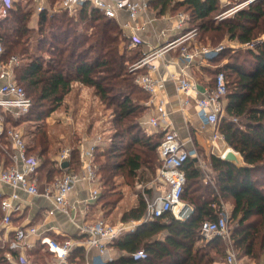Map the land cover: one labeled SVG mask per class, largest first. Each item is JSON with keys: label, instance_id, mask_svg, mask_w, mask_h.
<instances>
[{"label": "trees", "instance_id": "trees-1", "mask_svg": "<svg viewBox=\"0 0 264 264\" xmlns=\"http://www.w3.org/2000/svg\"><path fill=\"white\" fill-rule=\"evenodd\" d=\"M28 4L13 0L6 17L0 20L3 47L0 61L6 62L13 55L20 59L15 68L16 82L23 88L25 85L32 100L23 116L33 115L35 119L48 116L62 104L72 80L93 87L102 102L114 106L115 130L93 155L101 181V201L115 192L114 185L110 187L113 178L120 175L123 179H136L138 171L155 174L157 146L164 133L146 134L142 129L141 101L149 94L140 87L144 96L132 97L133 90L138 88L134 80L141 69L126 70L129 60L124 51H117L125 37L115 21L88 3L82 4L76 18L64 9L52 13L43 10L38 18L39 31L42 33L47 26L51 38L40 35L35 51L29 43L32 28L28 26L31 14ZM148 4L159 11L170 7L188 12L189 27L198 31L195 39L200 44L217 46L225 35L240 43L242 48L234 53L231 48H223L208 59L229 57L213 72L210 88L214 87L215 75L222 72L226 94L217 130L225 143L240 154L246 167H237L210 154L207 160L213 183H203L197 160L189 155L181 166L186 181L180 197L193 206L190 217L180 221L165 212L139 226L115 243L128 254L106 264H224V259L220 262L216 257L223 254L219 247L221 236L205 240L200 235L201 223L219 216L220 197L232 200L229 221H234V225L229 238L237 249L236 256L258 261L264 253V38L260 37L264 33V0H250L233 15L220 20L213 17L219 10V0H149ZM73 24L81 27L79 33L73 31ZM41 50H46L50 57L45 58ZM53 50L58 57H54ZM139 55L137 51L131 61L134 63ZM33 106L37 107L35 111ZM198 151L203 154L200 148ZM73 153L71 158H76L77 151L75 157ZM52 170L61 169L56 166L47 170V177ZM106 202L110 201L105 199L102 206ZM144 211L145 200L140 196L138 205L125 210L121 219H139ZM159 233L163 238L155 239ZM12 242L13 239L6 249L16 255ZM141 248L147 256L132 258L131 254ZM212 249L215 255L211 254ZM3 252L0 249V264H7ZM37 256L43 258L45 254Z\"/></svg>", "mask_w": 264, "mask_h": 264}, {"label": "crops", "instance_id": "crops-1", "mask_svg": "<svg viewBox=\"0 0 264 264\" xmlns=\"http://www.w3.org/2000/svg\"><path fill=\"white\" fill-rule=\"evenodd\" d=\"M14 1H20L22 4L29 3L28 5L31 7V14L28 25H31L30 28H34L35 25L38 24L39 14L43 10L52 13L64 9L60 6V0H56L53 3H49L48 0ZM148 1L149 0H147V2ZM88 4L93 8L90 3ZM38 5L43 8L38 10ZM54 5L57 6L53 7ZM81 8L82 5H79V7L73 12H69L66 9L64 10H66L68 15L71 16V14H77L78 10ZM180 17H184L183 23L179 22ZM112 19L120 28L121 34L128 38L130 46L138 48L140 55L137 60L144 54L149 53L166 43L174 41L171 47L164 49L159 55L152 59V62L156 65V71L153 75L160 79L161 85L154 93L148 92L149 95L147 98L141 101V104L144 107L141 117V125L146 134L157 132L163 133V129L160 125L152 127L148 122V119L151 116L157 114V105L163 103L169 111L170 129L174 130L178 134L180 140L185 142L187 149L193 150L191 155L196 158L197 166L200 169L205 161L201 160L199 151L197 152L198 148H200L204 154H207L206 156H209L210 154L219 156L218 153L220 154L227 144L218 133L216 124L204 125L200 121L197 114V98L199 94L194 91L185 93L176 87L175 78L180 76L186 77L195 82L196 87L200 91L210 88L208 87L210 77L206 76L204 72V66L208 64V58L202 54H195L191 60H187L184 59L181 54L184 48L188 51H193L198 45H202L196 41L194 36L191 37L189 34L185 35L190 30L189 20L186 17L185 12L182 10H173L170 7L166 10L159 11V9L153 8L148 4L147 9L140 12L134 18L129 17L126 11L119 10L117 11L116 17ZM132 37L138 38L139 42L131 43ZM44 47L46 48V46ZM47 54L49 53L47 52ZM15 57L16 61L11 64L10 70L12 78L16 81L14 70L20 64V59L17 56ZM9 59L10 57L6 62L0 61V65L6 64ZM136 69H141V72H139L140 74L146 73L149 70L146 65L140 66ZM1 81L2 80L0 79V82ZM86 87L88 86L79 84V81L77 80H72L69 91L63 97L62 104L46 116V120L52 122L50 125H55L60 123L64 124V120L66 121L67 119L66 123L68 124L71 122V128H73L76 133H79L78 143H74L75 146L73 147L77 148V157L71 158L73 152L72 148L70 149V154L67 160H61L59 158L60 154L55 158V166L61 169L58 173L63 175L64 173L71 171L83 176V174L86 175L88 173L87 165L92 164L95 171V178L90 180L87 177H83L76 181L68 194L65 210L54 209L52 213H49V210L53 208V194L55 190L53 184L58 177L54 176L49 179L44 178V180L43 178H39V161L37 171L34 175L38 187V193L31 195L24 191L17 190L21 199V209L18 213L13 215L12 220L8 225H5L2 222V212L0 211V249H3L4 251L2 254L7 261V264H106L112 260H117L124 254H128L125 250H121L116 246L115 243L118 239L128 233L135 232L139 226L151 221L145 219V211L139 219H129L124 221L121 219V215L125 210L136 207L138 205L139 197L142 196L144 198L143 193L151 195L156 192L157 180L155 176L158 171V164L155 176L148 185H144L140 189L136 187L134 190L128 189L127 186H124L123 188L120 187L119 190L122 191V194L114 201L113 207L104 210L105 207L101 204L102 187L100 176L97 172V164L93 162V155L95 149L98 148V145L106 144L110 140L109 135L107 134L111 131H108V129H102L101 126L104 125V121L100 116V110H98L101 100L95 91H92V97L88 95L89 91ZM185 101L187 102L185 103ZM224 102L225 99H223V103ZM61 107L65 108L67 111L66 113L64 112L65 115L63 116L60 113ZM4 111L5 110L0 108V116ZM14 112L16 113L17 110L9 111V113ZM77 119H79V121ZM3 122L6 129L18 131L15 124L10 126L8 124L9 121L7 120L5 123L4 119ZM99 126L101 129H99ZM68 144L70 145V141ZM93 144L94 149L91 157H82V153ZM0 146V149L2 150L0 156L1 171L12 163V147L10 139L5 135L0 136ZM27 151H30L28 146ZM68 162L70 164L69 166H67ZM73 164L76 165L74 169L71 168ZM202 179L205 183H213L212 176L210 179L211 181L204 180V174ZM93 189H98V195L96 198H93L91 195ZM11 190L10 187L0 184L2 195L6 196L10 194ZM221 206L230 214L232 200L226 201V203ZM103 214H106L107 216L105 217ZM111 216L114 218L110 219ZM172 216L174 217L173 214ZM99 218L105 219L113 225L121 223L124 226L117 237L107 243L106 251L102 256H100L101 254L97 247H89L83 242L87 236L83 231V227L94 223ZM177 220L181 221V219ZM26 226H36L37 231L35 234L27 236L22 243L16 245V248H14L16 255H13L12 252L6 249V246L12 241V239L14 240L17 228ZM43 237H48L58 243L70 240L73 244L66 259L57 257L56 254L49 249L48 245L41 241ZM154 238L162 239L163 234L159 233L154 236ZM37 253H43L45 256L40 258L37 256ZM46 255H49L50 261Z\"/></svg>", "mask_w": 264, "mask_h": 264}, {"label": "built area", "instance_id": "built-area-1", "mask_svg": "<svg viewBox=\"0 0 264 264\" xmlns=\"http://www.w3.org/2000/svg\"><path fill=\"white\" fill-rule=\"evenodd\" d=\"M250 0H247V2ZM13 0H0V20L6 17L8 8L11 7ZM83 3H90L93 7L97 8L104 16L114 18L117 11L124 10L128 13L129 17L134 18L140 12L145 11L148 7L147 0H60V6L69 12H73L79 5ZM38 10L43 7L38 5ZM180 23L184 22V17H180ZM196 29H190L185 35L189 34L191 37L196 33ZM183 37V36H182ZM136 37H132L131 43H138ZM174 41L166 43L165 45L154 49L153 51L144 54L137 61L132 63L131 70L140 66H148V72L139 74L135 78V82L139 87L143 88L149 93H154L161 85L158 77L153 75L156 71V65L152 62L153 57L159 55L164 49L171 47ZM222 49V45H217L214 48H209L207 45H198L193 51H188L186 48L182 50V57L191 60L195 54H202L205 57H211ZM3 51L0 42V54ZM16 61L13 55L10 57L6 64L0 65V108L3 110H17V113L24 114L27 112L32 101L27 95L25 89L18 84L11 76V64ZM176 87L185 93L194 91L199 94L197 98L198 117L202 124L215 125L223 112V99L226 94V81L224 74L218 72L215 75V84L212 88H206L200 91L196 87V83L186 77L175 78ZM187 101H185L186 103ZM157 114L148 119L149 125L152 127L161 126L164 136L157 146L158 153V171L155 176L157 180V189L151 195L145 194L146 201L145 219L153 220L165 212H171L177 219H187L193 212V206L181 199V192L186 181L185 174L181 169L182 164L193 152L187 149L185 142L180 140L178 134L170 129L169 125V111L163 103L157 105ZM5 135L10 139L12 147L11 160L12 163L0 171V184L10 187L11 193L4 196L0 191V211L2 212V222L8 225L14 214L18 213L21 209V199L17 190L24 191L28 194H37L38 187L34 179V175L39 165L38 158L27 151V144L22 138L19 131L6 129L3 118L0 116V136ZM189 141V140H188ZM94 149V144L91 145L82 157H91ZM224 151L219 154L222 157ZM70 154V148L65 147L59 158L67 160ZM88 173L80 175L79 173L68 171L61 177L54 181V194H53V208L49 210L52 213L54 209L65 210L68 194L73 188L76 181L83 177L90 180L95 178V171L92 164L87 165ZM98 189L92 190V197L96 198ZM48 194V193H46ZM229 213L221 206L219 216L216 219H206L201 223L200 234L206 239L212 236L227 237L229 238L228 231ZM124 228L123 224H111L105 219H98L94 223L88 224L83 227L86 233V238L83 241L85 245L91 247L95 246L99 249L102 256L106 251V245L109 241L117 237L119 232ZM37 231L36 226L18 227L15 231L13 245H19L23 240L35 234ZM46 243L51 251L57 257L66 259L72 247V242L66 240L63 243H58L48 237L41 239ZM147 253L143 249H138L132 253L134 259H143ZM225 264H243L242 260L238 258L231 248L224 257ZM259 264H264V261Z\"/></svg>", "mask_w": 264, "mask_h": 264}, {"label": "rangeland", "instance_id": "rangeland-1", "mask_svg": "<svg viewBox=\"0 0 264 264\" xmlns=\"http://www.w3.org/2000/svg\"><path fill=\"white\" fill-rule=\"evenodd\" d=\"M248 2L247 0H219V10L218 12L213 16L214 19H222L225 16H230L233 15V13L240 7H243L244 5H246ZM57 5H54L53 7H56ZM186 17L189 19L190 16L188 14V12H185ZM71 16H73V18L77 17V14H74ZM191 24V23H190ZM72 25V24H71ZM73 31H76L77 33H79V30H81V27L79 25H75L73 24ZM29 26V25H28ZM31 27V25L29 26ZM49 28L46 26H44V31L41 33L39 31V25H35L34 28H32V30L30 31L31 37H30V45L33 48V50L36 51L37 46V38L40 37V35L47 36L49 38H51V34L48 30ZM196 29V28H194ZM196 33L194 34V37L197 38V30H195ZM41 33V34H40ZM211 35V34H209ZM262 38H264V33L261 34ZM207 45V47H211L214 48L215 46H212L210 44H204ZM218 45H222V49L223 48H231L232 53H234L235 50H237L238 48H242L240 46V43H238L236 40H229L228 36L225 35L223 36V38L221 39V41L219 42ZM118 50L117 51H124L125 52V58H127L129 60V62H127V64L125 65L126 70H131V65H132V56L137 53V47H132L129 44V40L128 38L125 37V41L124 43H121L120 45L117 46ZM44 52V53H43ZM42 55L45 58H49V54H47V51H42L41 52ZM53 55L54 57H58L56 55L55 50H53ZM65 57V56H63ZM208 58V57H207ZM228 56H222V57H217L216 60L214 61H210L209 59L207 60V63L205 67V74L206 76L210 77L209 78V85L208 87L212 86V78H213V72L218 69V66L221 63H224L228 60ZM14 74H15V70H14ZM229 79V78H227ZM135 82V80H134ZM136 83V82H135ZM137 85V89L133 90V94L132 97L134 98H142L144 96V92L139 90V86ZM24 88L26 89L25 85H23ZM86 89L89 91L88 95H90L92 97V91H94L93 87H86ZM141 89V88H140ZM142 90V89H141ZM144 90V89H143ZM27 91V89H26ZM91 92V93H90ZM147 92V91H146ZM31 96V95H30ZM32 97V96H31ZM32 101V100H31ZM70 102V101H69ZM68 104V103H66ZM37 109V107L33 106L32 110L35 111ZM114 106L113 105H108L106 102H102L100 101V105L98 106V110H100V116L102 117L103 121H104V125H102V129H108V131H111L109 134L110 135L114 130H115V123L113 122L114 119ZM63 111V112H62ZM67 112L65 110V108L61 107L60 113L63 115H65V113ZM24 114H19V113H9V111H4L3 114H1V116L3 117L5 123L8 120V124L10 126H13L15 124V126H17L18 131L21 133L23 140L25 141V143L27 144V146L29 147V152L33 155H35L38 160L40 161V165L43 167L39 169V178H53L54 176H57L58 178L61 177L62 175L58 172H54L52 170V172H50V175L47 177L46 176V172L49 169H55V158L57 157L58 154H60V152L65 148V147H69L70 149H72L75 144L78 143L79 140V133H76L75 130H73V128H71L70 123H66V121L64 120V124L60 123V124H55V125H50V121L46 120V117H44L43 119H35V117H33V115H31L30 117H26L23 116ZM86 115V114H85ZM61 116V117H62ZM79 121V119H77ZM101 127L99 126V129H101ZM104 127V128H103ZM43 133L45 134V137L42 136ZM158 133V132H157ZM153 134V133H152ZM70 141V145L68 144V142ZM75 143V144H74ZM1 147V146H0ZM217 150V149H216ZM74 153V157L76 155V151L77 148H73ZM201 160H204V165L202 167H200V170L202 171V173L204 174L205 179L204 180H210L211 176L213 175V172H211V170L208 167V160H207V154H202L199 153ZM219 155V153H218ZM103 160V158H102ZM203 162V161H202ZM156 163V169H157V164H159L158 158ZM202 164V163H201ZM207 167V168H206ZM72 169H74V166H71ZM71 169V170H72ZM209 175V176H208ZM155 176V174H152L150 172H141L138 171V176L136 177V179H132V178H122L120 175L113 178L112 180V184L110 187L114 188V193L111 194V196H108V198H105L106 201H110V202H106L105 205V209H109V207H113V203L112 201H115L117 198H119L122 194V191L119 190L120 187H124L127 186L128 189L134 190L136 187H138L139 189L142 188L144 185H148L150 183V181L152 180V178ZM210 177V178H209ZM211 181V180H210ZM205 183V182H203ZM127 184V185H126ZM118 190V191H117ZM105 199H103L101 202L105 201ZM220 201H221V205L225 204L226 201H231V199H223L220 197ZM186 202V201H185ZM103 211V210H102ZM104 213V211H103ZM103 216H107L106 214ZM114 218L113 216L110 217ZM113 221V220H112ZM234 225V221H228V231L229 234L231 232V229ZM218 236V235H217ZM214 237V236H212ZM212 237L208 238L211 239ZM222 241H220V246L222 248V255H216L218 261L222 262L226 253L232 248L233 250H235L234 252L237 251V249L232 245V242L228 241L227 237H222ZM205 240H207L205 238ZM201 243V241L199 242ZM211 254H214V250H211ZM215 255V254H214ZM264 253L261 254L260 258L258 261H251L247 258H241L242 263L243 264H259L260 262L264 261ZM46 257L48 258V260L50 261V257L49 255H46ZM262 260V261H261ZM223 264V263H220ZM225 264V263H224Z\"/></svg>", "mask_w": 264, "mask_h": 264}, {"label": "water", "instance_id": "water-1", "mask_svg": "<svg viewBox=\"0 0 264 264\" xmlns=\"http://www.w3.org/2000/svg\"><path fill=\"white\" fill-rule=\"evenodd\" d=\"M221 158L232 163L237 167H246V164L243 162V159L240 154L228 145L226 146ZM194 160H196V158H194Z\"/></svg>", "mask_w": 264, "mask_h": 264}, {"label": "bare ground", "instance_id": "bare-ground-1", "mask_svg": "<svg viewBox=\"0 0 264 264\" xmlns=\"http://www.w3.org/2000/svg\"><path fill=\"white\" fill-rule=\"evenodd\" d=\"M226 148V147H225ZM225 148L221 151V152H223L224 150H225Z\"/></svg>", "mask_w": 264, "mask_h": 264}]
</instances>
